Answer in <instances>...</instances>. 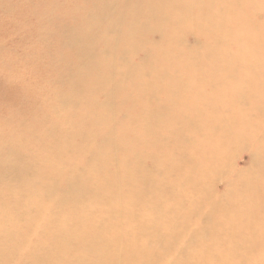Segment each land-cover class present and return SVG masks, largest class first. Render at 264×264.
<instances>
[{
  "label": "bare ground",
  "instance_id": "obj_1",
  "mask_svg": "<svg viewBox=\"0 0 264 264\" xmlns=\"http://www.w3.org/2000/svg\"><path fill=\"white\" fill-rule=\"evenodd\" d=\"M242 1L255 5L254 10L264 2L40 0L35 7L21 9V23L32 21L31 27L25 24L26 33L34 43H42L41 49L39 44L36 49L37 53L43 51L41 68L50 67L53 75L41 77L44 83H39L38 102L33 103L29 115L22 107L13 115L10 130L22 131L23 139L9 142L10 134L0 146V264H10L17 250L14 247L36 242L21 238L11 245L14 235L31 230L24 224L22 230L9 227L11 221L21 220L17 212L20 207L33 218L39 216L38 220L43 216L52 221L57 217L58 221L59 229L55 226L44 232L43 252L33 246L22 256L33 264L55 260V264H143L145 249L133 247L137 244L134 239L132 244L122 242V238L132 237L137 226L155 249L187 241L200 245L206 235L215 234L208 239L211 243L207 248L194 249L190 254L181 250L177 260H172L174 264H248L245 253L234 254L233 250L248 251L255 241L231 230L261 226L264 221L259 212L263 205L256 210L237 209L243 202H264V194L247 190L252 181L263 179L255 175L264 166L262 160L252 152L249 166L256 168L254 175H241L238 170L231 181L227 178L233 174L224 172L218 163H213L207 173L196 170L186 152L181 153L185 164L179 159V144L188 136L186 127L196 116H202L194 103L203 95H211L218 85L234 80L235 72L224 71L239 59L244 44L238 43L233 52L231 29L240 27L237 40L250 37L255 30L248 28L244 17L234 10ZM201 21L212 26L199 34L188 29ZM157 39L167 42L165 47H158ZM190 39L193 48L188 44ZM36 57L35 53L31 56ZM185 68L187 76L177 74ZM207 72L213 77L205 79L202 75ZM8 81L11 83V79ZM20 87L12 90L8 86L3 100L17 102L24 95ZM194 90L199 92L192 102ZM262 98L260 95L256 99ZM252 99L255 97L250 99L243 93L238 102L245 105ZM126 116L133 121L128 125L118 123ZM29 139L35 141L32 151L25 150ZM237 141L239 137L230 143ZM250 146L245 143L239 147L245 150ZM40 155L46 158L37 159ZM158 175L163 181L158 190L151 186L135 189L140 179L153 181ZM216 178L225 183L226 200L242 194L238 200H196L201 192H211L210 182ZM176 189L177 198L162 202L167 208L162 211L155 206L149 210L155 219H163L161 222L151 225L149 219L138 221L144 213L138 212L140 203L135 202L140 192L150 198L157 192ZM16 194L20 207L10 205ZM127 202L137 204V209L130 211ZM187 202L192 212L186 208ZM49 208L52 212L48 215ZM175 225L178 228L167 231ZM33 229L34 234L40 233L37 227ZM197 232L205 233L204 237H194ZM225 234L232 239L228 243L231 246L221 248ZM177 236L190 237L174 241ZM153 259L154 264L160 262L156 254Z\"/></svg>",
  "mask_w": 264,
  "mask_h": 264
},
{
  "label": "rangeland",
  "instance_id": "obj_2",
  "mask_svg": "<svg viewBox=\"0 0 264 264\" xmlns=\"http://www.w3.org/2000/svg\"><path fill=\"white\" fill-rule=\"evenodd\" d=\"M39 1L40 0H0V82H2L0 86V88L2 87L0 90V146L4 145V141H7L8 135L10 134L12 137H9V142H19L21 141V139H23L21 138V136L23 135L22 131L10 130V128L13 127L15 121L13 115H15V113H18L19 107H22V109H26L25 113L29 115L33 108V103H36V101L38 102L36 96L37 89L39 88V83H44L43 80H41V77L53 75V71L50 67H48L47 69L41 68L43 62L41 56L43 51L39 50L37 53L36 49L38 47L37 44H39L40 47L38 48L41 49L42 43L40 41H35L34 43L31 40L30 36L26 33L25 24L27 23V26H30L32 24L31 19H28L27 22L21 23L20 18V14L22 11L21 9H23L24 7L29 9V7L31 6L35 7L36 4H39ZM246 2L247 1H242L241 3H239V5L236 4V8L234 10H238L237 12L239 17H244L243 20L245 21L243 23L248 28H252L255 30L250 33V37H243V39L239 40L236 39V33L239 32L238 30L240 27L235 25L230 31L233 34V38L235 40L234 42L231 41L233 52L235 51L238 43L244 44V50L242 54L238 56L239 59H236L234 65L230 66V69L224 71V73H229V71L235 72L234 80L230 83H223L224 86L218 85L219 87H215L211 95H203L200 100L194 103L195 107L199 111L201 110L202 116H196V120L193 121L190 126L186 127L188 136L185 140H183L182 143L179 144V148L181 149L179 153V159L181 162H183L184 164L186 162L185 157L181 154L182 151H184L186 152V154L190 155V157L188 158V162H192L193 167H195L196 170L204 169L207 172L209 167L213 163H218V167H220V169H222L224 172H231L233 174L234 177H232L231 179L227 178L231 181H234V179H236L235 172L238 170L242 172L240 173L241 175H254L253 172L256 168L251 169L249 166L252 160V152L259 156L262 160V164H264V98H262L261 100L256 99L260 95L264 97V2L259 3V6H257V10H254L253 8L256 7L255 5H251L250 3L246 4ZM230 6H232V4ZM217 11L215 13H217ZM254 12L261 13L256 14V17L253 18L252 15ZM228 17L229 16H227V19ZM184 26L185 25H183V27ZM209 26H212V24H205L201 21L197 26H195V24L193 23L190 24V28L188 29L199 34L202 33L201 31L203 30H208ZM188 41V44L191 46V48H193L195 44L191 39ZM156 43L158 47H165L167 42L161 43L159 39H157ZM34 53L37 54V57L35 59L31 58ZM176 63H180V61L177 60ZM182 64L185 66L186 62ZM210 73L211 72L203 73L202 76L205 79H209L213 77V75H211ZM177 74L180 76H187L186 68L185 70L183 69ZM223 76L226 75L223 74ZM10 79L11 83H8V80ZM19 85H21V89L23 88L22 90L24 92V95L20 96V99H17V102L14 103L13 100L7 101L6 99L3 100V94L6 92L8 86L11 87L12 90H18ZM194 91L195 92H193V95H191L192 102H194V98H196V100L198 98L199 91ZM243 93L247 98L251 99L255 97V99H252L251 103L247 100L245 105L238 102L239 95H243ZM44 97H46V95ZM226 97H228V99L230 98V100L224 101ZM218 98H220L221 100H219ZM43 102H45L46 104L47 102L48 104L51 103L50 100H44ZM18 115L16 116L18 117ZM24 116L27 119L29 118L26 114H24ZM120 120L118 121V123L128 125L133 121V118L131 119L132 121H130L129 117L126 116L124 117V119H122L121 121ZM38 126H40V122ZM135 128L136 127H134V129ZM237 137H239V141H237L236 143H230V140ZM27 142L31 146H27L25 150L29 151V149L31 148L32 151V147H34L32 146V143H35V141L29 139V141ZM245 143L251 145L249 147L250 149L240 150L239 146H242ZM21 150H23L22 147ZM177 155L178 154H176L175 157ZM42 157L46 158L45 156L40 155L37 156V159H41ZM192 169L194 170V168ZM211 174L212 172H210L209 175ZM258 174L260 178L263 177V179H255L250 184H248L247 190L250 194H264V166L260 167L255 175ZM205 182L209 183V180H205ZM162 184L163 181L159 179L158 175V179H153V181H151V179L149 178L140 179V182L137 184V186H135V189L142 190L146 187L148 188V186H151V188L154 187L158 190L159 186ZM210 184L212 185L211 192H206V194L204 192H201L199 197L196 196V200L200 199L202 201L204 200V202H208V200H217L219 202L226 203L231 202V200L236 201L238 200L236 198L242 195L239 194L235 198L233 197V199L229 197L226 200V197H224L223 194V192H225V183L216 178L213 179ZM177 189L169 191L163 190L162 192H157L156 196L150 198L146 197L145 194L140 192L141 197L139 196V198H137V201H135L140 203V207L138 206L137 209V204L133 205L134 203L127 202V204H129L131 208H129V210L134 211V209L136 208L138 212H144L142 216L138 217V221H145L146 219H149L151 225L161 222V220L163 219H155V216H153L151 214L152 212H150L149 210L151 208H154L155 206H158L163 211L164 208L167 207H163L164 205H166V203L162 202L164 200H166L165 202H167V200L177 198ZM18 198L19 197L16 194V199L10 201V205L20 207L21 205L18 202ZM146 198H149L148 201L146 200L147 202L142 201ZM189 201L190 203L192 202L191 200ZM242 205L243 206L241 207H237L238 211L240 212L244 210L259 209V207L261 208V205L264 206V202H243ZM2 206L3 205L0 206V209H2ZM185 206L186 208L189 207V210L191 211L192 207H190L188 202ZM17 212L21 220H17V222L15 223L11 221L9 227L12 230H22V226L24 224L28 227H31V230H29L31 232L29 233V231H26V234L14 235L13 244L11 245L15 246V241L19 242L21 238H23V240H35L36 242L23 243L16 246L17 248L14 247V249L17 250L13 256L12 261H10V264H33L32 261L24 259V257L22 256H24L27 250L33 249V246H37L36 249L39 253L43 252L41 251L43 248L42 246L46 245V235L44 234V232L46 233L47 230H51L53 228L55 229L57 227V217L52 221L41 216L40 220H38L39 216L37 218H33L28 213H24L21 207L17 208ZM46 212L48 213V215L51 214L52 208H49L48 210H46ZM259 212L260 215L264 217V209H261ZM121 215L122 214L120 213V216ZM262 222L263 223H261V226L254 225L250 228L245 229L244 227L246 226H243V228L231 230L233 232L236 231L235 233L240 232V237L244 239H251L255 241V245L253 244L252 248L248 251H242L240 249L233 250L234 254L245 253L246 257L248 258V264H264V221ZM4 223L8 225L7 220L6 222L4 221ZM36 227L40 229V233L34 234L32 230H34L33 228ZM176 227V225L169 227L167 231H172ZM41 232L43 233V235ZM142 233L143 231L139 230V227L137 226V229L135 228L133 233L131 234L132 237H124L122 238V242H124L125 240L126 242L130 241L132 244V241L135 240L137 241V244H135V246L133 247L137 249H145L144 254L146 258L144 259L145 263L143 264H154L153 257L155 256V254L160 260L159 263L156 261L155 264H174L172 260H177V254L181 253V250L190 254L194 249L204 247L207 248L206 245L211 243L208 239H213V235H215H206V241H204L200 245L195 243L189 244L187 241L182 242L184 244L176 243V246L174 247V244L167 240L169 244H172L171 246L165 249V245H161L162 247L155 249L153 243L148 241L142 235ZM232 234L234 233L229 234V236H232ZM204 235L205 233L203 232H197L193 234L194 237L197 238L198 236V238L200 239L203 238ZM229 236L227 234L223 235V239L220 242L221 248L231 246V244H228L232 242V239ZM179 237L180 236H177L174 241H181L185 238L189 239L190 236L182 238ZM212 242L215 243V241ZM21 245H24L26 248H22ZM187 248H189L191 251L186 250ZM185 259L188 260V257H186ZM55 263L56 260L49 264Z\"/></svg>",
  "mask_w": 264,
  "mask_h": 264
}]
</instances>
